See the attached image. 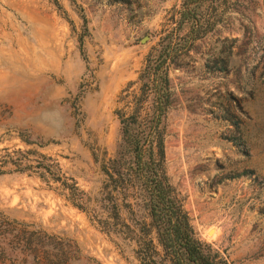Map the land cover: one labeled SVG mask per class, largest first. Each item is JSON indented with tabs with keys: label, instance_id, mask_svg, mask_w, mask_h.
Returning <instances> with one entry per match:
<instances>
[{
	"label": "rangeland",
	"instance_id": "rangeland-1",
	"mask_svg": "<svg viewBox=\"0 0 264 264\" xmlns=\"http://www.w3.org/2000/svg\"><path fill=\"white\" fill-rule=\"evenodd\" d=\"M180 4L0 0V153L48 156L66 181L96 196L100 163L119 138L116 110L173 28L165 175L199 241L227 264H264V0H201L194 14L204 31L195 39V22L177 24ZM62 192L33 173L0 174V213L94 259L76 264H139L128 241Z\"/></svg>",
	"mask_w": 264,
	"mask_h": 264
},
{
	"label": "trees",
	"instance_id": "trees-1",
	"mask_svg": "<svg viewBox=\"0 0 264 264\" xmlns=\"http://www.w3.org/2000/svg\"><path fill=\"white\" fill-rule=\"evenodd\" d=\"M200 1L181 0L178 11V25L190 19L196 24L189 30L191 39L204 31L198 33L200 23L194 14ZM172 31L164 34L162 39L167 40L159 49L147 54L137 76V93L125 101L124 109L116 110L119 138L113 155L100 163L104 180L96 196L66 181L50 157L30 158V149L0 153V174L27 172L58 183L65 199L91 222L128 241L139 264H227L195 237L163 168L161 124L170 103L166 61L174 50ZM80 259L94 261L70 240L0 213V264H76Z\"/></svg>",
	"mask_w": 264,
	"mask_h": 264
}]
</instances>
